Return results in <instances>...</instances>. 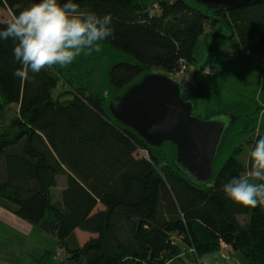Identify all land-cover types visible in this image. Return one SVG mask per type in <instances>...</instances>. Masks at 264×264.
Segmentation results:
<instances>
[{
	"label": "trees",
	"instance_id": "obj_1",
	"mask_svg": "<svg viewBox=\"0 0 264 264\" xmlns=\"http://www.w3.org/2000/svg\"><path fill=\"white\" fill-rule=\"evenodd\" d=\"M73 2L99 16L111 14L113 36L101 42L136 60L109 68L108 81L118 90L152 67L175 75L186 71L196 61L206 27L222 25L240 47L255 44V51L264 54V0L203 10L185 0ZM32 3L0 0V9L12 16ZM7 21L0 19V30ZM13 47V40H0V113L17 106L9 129L0 132V207L55 238L73 264H165L173 259L197 264L222 244L231 247L230 253L235 245L244 264H264V205L241 206L222 191L250 164L230 154L208 185L195 186L156 157L155 148L116 124L100 94L64 82L69 90L55 95L61 78L56 65L29 72L27 80L14 76L21 65ZM250 116H240V134ZM260 137L250 138V151ZM60 175L66 176V185L54 200ZM75 230L92 237L79 246ZM38 260L34 264H42Z\"/></svg>",
	"mask_w": 264,
	"mask_h": 264
},
{
	"label": "rangeland",
	"instance_id": "obj_2",
	"mask_svg": "<svg viewBox=\"0 0 264 264\" xmlns=\"http://www.w3.org/2000/svg\"><path fill=\"white\" fill-rule=\"evenodd\" d=\"M185 1L190 6L203 10L202 6L193 0ZM10 18L8 11L0 9L2 21ZM99 46L101 49L99 52L88 54L85 50L71 64L56 65L61 78L55 89V95L67 92L69 88L64 82H68L72 88L84 86L92 94H100L105 99L106 107L115 95L122 93V90L110 85L107 72L113 64L135 63L136 60L102 42H99ZM148 73L166 75L176 82L182 91L191 90L192 93L198 88L197 78L203 93L199 99L194 100L193 115L200 120H207L219 114H230L236 118L235 124L224 133L214 158L215 173L219 171L230 154H235L245 166L250 164L249 140L257 134L264 136V54L255 51V44H252L249 49H243L236 36L230 38V34L222 25L214 28L206 27L196 46V61L186 71L175 75L152 67ZM16 112L17 106L12 105L0 113V132L9 129L10 121L15 117ZM242 114H250L251 119L244 133L240 134L244 121V118H240ZM152 153L158 158L167 160V163L173 166L174 157L171 146L164 143L153 149ZM249 170H246L243 176ZM62 184H66V179L60 175L56 188L52 190L54 200L59 198ZM245 220L242 217L241 223ZM59 261V258H54L52 263L59 264Z\"/></svg>",
	"mask_w": 264,
	"mask_h": 264
},
{
	"label": "water",
	"instance_id": "obj_3",
	"mask_svg": "<svg viewBox=\"0 0 264 264\" xmlns=\"http://www.w3.org/2000/svg\"><path fill=\"white\" fill-rule=\"evenodd\" d=\"M193 1L207 9H234L259 0ZM201 92L198 84L197 93H182V88L166 75L146 73L115 95L105 111L116 124L131 130L149 147L158 148L168 143L174 151V168L190 183L202 187L215 175L214 158L224 133L235 124L236 118L225 114L230 117L225 127L215 119L221 114L203 121L194 116V100ZM232 252L240 264L245 263L235 245H232Z\"/></svg>",
	"mask_w": 264,
	"mask_h": 264
},
{
	"label": "clouds",
	"instance_id": "obj_4",
	"mask_svg": "<svg viewBox=\"0 0 264 264\" xmlns=\"http://www.w3.org/2000/svg\"><path fill=\"white\" fill-rule=\"evenodd\" d=\"M111 23V14L81 10L73 0H39L12 14L0 40L14 41L13 56L21 67L13 75L27 80L29 72L71 64L85 50L99 52V42L113 36ZM215 119L225 127L230 123L225 114ZM249 158L246 175L233 177L222 191L232 202L255 208L264 205V136L256 140Z\"/></svg>",
	"mask_w": 264,
	"mask_h": 264
},
{
	"label": "crops",
	"instance_id": "obj_5",
	"mask_svg": "<svg viewBox=\"0 0 264 264\" xmlns=\"http://www.w3.org/2000/svg\"><path fill=\"white\" fill-rule=\"evenodd\" d=\"M62 177L66 179V176L62 175ZM65 185H61L59 194ZM74 235L79 246L92 237L89 233L80 230H75ZM224 245H221L218 251L198 258L197 264H240ZM45 253L50 255L44 257ZM227 255H230L229 260L225 258ZM38 258L42 259L38 260L42 264H53L54 258L60 259L59 264L71 263L58 248L55 238L0 207V264H34L35 259ZM165 264L184 263L173 259Z\"/></svg>",
	"mask_w": 264,
	"mask_h": 264
},
{
	"label": "built area",
	"instance_id": "obj_6",
	"mask_svg": "<svg viewBox=\"0 0 264 264\" xmlns=\"http://www.w3.org/2000/svg\"><path fill=\"white\" fill-rule=\"evenodd\" d=\"M183 68H185V67H183ZM140 153H142L146 158H147V154H146V152L145 151H142V150H140ZM177 240H180V238H177ZM223 245V244H222ZM228 250H231V247H229V246H227V245H224ZM189 252L191 253V254H194L195 255V253H194V250L193 249H191V248H189ZM227 260H229V256H226L225 257Z\"/></svg>",
	"mask_w": 264,
	"mask_h": 264
}]
</instances>
